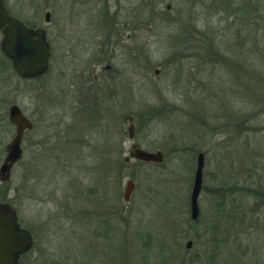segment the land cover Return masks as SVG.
Listing matches in <instances>:
<instances>
[{
	"label": "rangeland",
	"instance_id": "obj_1",
	"mask_svg": "<svg viewBox=\"0 0 264 264\" xmlns=\"http://www.w3.org/2000/svg\"><path fill=\"white\" fill-rule=\"evenodd\" d=\"M5 2L51 44L49 69L35 80L19 77L0 50V165L15 134L8 107L34 125L0 182V202L33 242L22 264H264V7ZM132 143L162 161L129 156Z\"/></svg>",
	"mask_w": 264,
	"mask_h": 264
},
{
	"label": "water",
	"instance_id": "obj_2",
	"mask_svg": "<svg viewBox=\"0 0 264 264\" xmlns=\"http://www.w3.org/2000/svg\"><path fill=\"white\" fill-rule=\"evenodd\" d=\"M44 21H49V13H45ZM0 50L11 61L14 72L22 78L35 77L44 73L48 68L49 45L42 28L33 29L10 15L4 0H0ZM130 121L131 117H127ZM7 120L15 127V134L5 146V157L0 165V182H7L10 171L15 163L22 158V138L26 130L33 126L17 105H10L7 110ZM126 120V118H125ZM128 138H133V126H129ZM130 156L143 161L160 163L161 152H146L134 145ZM204 156L198 153L196 168L189 196L190 219L195 221L199 214L198 197L201 191ZM133 182H126L123 199L128 201ZM20 227L15 209L6 202H0V264H17V257L23 251L32 247L28 233H20ZM191 242H187L189 247Z\"/></svg>",
	"mask_w": 264,
	"mask_h": 264
},
{
	"label": "flooded vegetation",
	"instance_id": "obj_3",
	"mask_svg": "<svg viewBox=\"0 0 264 264\" xmlns=\"http://www.w3.org/2000/svg\"><path fill=\"white\" fill-rule=\"evenodd\" d=\"M4 4H5V6H6V8H7V10H8V12L10 13V11H9V9H8V7H7V5H6V2H5V0H4ZM10 15H12L11 13H10ZM13 16V15H12ZM14 17V16H13ZM27 25V24H26ZM28 27H30L29 25H27ZM32 28V27H31ZM33 29H36V28H33ZM43 29V28H42ZM44 30V32H45V39H46V42L48 43V45H49V53H50V55H49V59H48V68H47V70L49 69V65H50V59H51V44H50V42H49V38H48V36H47V33H46V30L45 29H43ZM1 34V33H0ZM61 36L59 35V38H60ZM104 54H105V56H104ZM106 54H107V52H105V51H101V58L96 62V65H99L100 64V62L102 61V59H105L106 58ZM105 70H110L111 68H110V66H105V68H104ZM47 70L44 72V73H42L41 75H38V76H35V77H25L24 79H27V80H35V79H37V78H39V77H41L43 74H45L46 72H47ZM83 78H85V77H83ZM89 82V78L85 81V83H88ZM84 83V82H83ZM24 115V114H23ZM127 117H131L132 118V120L130 121L129 119H127ZM125 118H126V120H125ZM28 119V118H27ZM123 121L124 122H128L127 123V126L129 127V126H133V132H134V119H133V117L132 116H129V115H127V116H125L124 118H123ZM32 123V122H31ZM33 124V123H32ZM34 127V125L32 126V128ZM127 127V128H128ZM31 128V129H32ZM30 129V130H31ZM30 130H26L25 132H24V135H23V138H24V136H25V134L27 133V132H29ZM133 135H134V133H133ZM23 138H22V142H23ZM133 139V138H132ZM131 139V140H132ZM134 145H136L137 147H139L137 144H135V143H132V145H131V150H132V147L134 146ZM131 152V151H130ZM130 152H129V156H130ZM131 158V157H130ZM124 160L125 161H128L129 159L128 158H124ZM19 223V222H18ZM19 227H20V233H28L27 232V229H25L24 227H22L21 226V224L19 223ZM29 250H30V248L28 249V250H26V251H23V252H21L20 254H19V256L17 257V264H22V260L24 259V257L28 254V252H29Z\"/></svg>",
	"mask_w": 264,
	"mask_h": 264
},
{
	"label": "trees",
	"instance_id": "obj_4",
	"mask_svg": "<svg viewBox=\"0 0 264 264\" xmlns=\"http://www.w3.org/2000/svg\"><path fill=\"white\" fill-rule=\"evenodd\" d=\"M244 2H245V0H233L232 3H235L236 7L238 8V9H236V7H235V9H236V11L238 13H241L242 12V9L243 10H245V8L248 9V5L244 7ZM253 3H254V6L255 7L258 6V9H261V8L264 7V0H255V1H251L250 0V4L253 5ZM247 13L249 14V11Z\"/></svg>",
	"mask_w": 264,
	"mask_h": 264
}]
</instances>
